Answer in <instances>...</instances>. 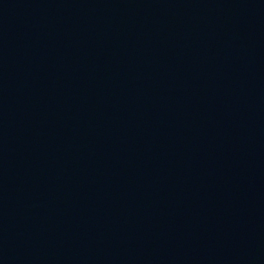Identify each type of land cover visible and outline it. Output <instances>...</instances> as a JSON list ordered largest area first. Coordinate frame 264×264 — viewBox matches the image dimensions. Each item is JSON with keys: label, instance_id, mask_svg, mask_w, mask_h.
I'll use <instances>...</instances> for the list:
<instances>
[{"label": "water", "instance_id": "1", "mask_svg": "<svg viewBox=\"0 0 264 264\" xmlns=\"http://www.w3.org/2000/svg\"><path fill=\"white\" fill-rule=\"evenodd\" d=\"M0 264H264V0H0Z\"/></svg>", "mask_w": 264, "mask_h": 264}]
</instances>
